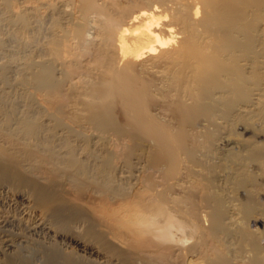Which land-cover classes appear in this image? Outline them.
I'll use <instances>...</instances> for the list:
<instances>
[{"label":"bare ground","instance_id":"bare-ground-1","mask_svg":"<svg viewBox=\"0 0 264 264\" xmlns=\"http://www.w3.org/2000/svg\"><path fill=\"white\" fill-rule=\"evenodd\" d=\"M254 118L264 0H0V264H264Z\"/></svg>","mask_w":264,"mask_h":264},{"label":"rangeland","instance_id":"rangeland-1","mask_svg":"<svg viewBox=\"0 0 264 264\" xmlns=\"http://www.w3.org/2000/svg\"><path fill=\"white\" fill-rule=\"evenodd\" d=\"M94 19L93 18H91L90 19V22H89V29H88V31H87V33H86V35H85V38H86V40L87 41H94V38H95V26H94V21H93ZM149 62H150V60H148V61H146V64H149ZM156 75H158V74H156ZM157 112H159V111H157L156 110V112H154V113H156L157 114ZM158 115V114H157ZM159 116V115H158ZM160 117H162V114H160ZM254 127H253V129L255 130V132L257 133V134H255V132L254 131H251L252 133H254L255 135H256V137H255V140L256 139H258V141L261 139L262 140V136H264L262 133L261 134H259V131H261V129L260 128H263V126H261V125H263L262 124V122L260 121V120H258L257 118H254ZM261 122V123H260ZM241 125V126H240ZM258 126H260V128H258ZM236 127H238L239 129H236V134H237V137L236 138H233L232 139V141H231V139L230 140H228V139H226V142L224 141V140H222L223 142H225V143H223V142H219V144H218V147H220V149H225V150H227V149H236V147L235 146H237V148H239L241 145H240V143H241V138L243 139L244 137H246V136H250L251 134V132L250 131H248L249 129H247L245 126H243V124H239V125H237ZM245 129V130H244ZM238 130V131H237ZM238 134H239V136H238ZM249 134V135H248ZM259 135H260V137H259ZM259 138H258V137ZM241 137V138H240ZM237 139L239 140V141H237ZM260 140V141H261ZM228 141V142H227ZM218 143V142H217ZM223 144V145H221V144ZM228 143H230V144H228ZM236 143H239V145H237ZM227 144V145H226ZM228 146V147H226V146ZM233 145H235V146H233ZM222 147V148H221ZM218 158H214L213 160L215 161V160H217ZM186 165V167H187V164H185ZM263 180H264V178H263ZM182 184V181L181 182H179V185L178 186H176L175 187V190L178 192L179 190H180V185ZM10 190V189H9ZM12 190V189H11ZM9 191V193H8V189H7V191H5L4 192V194H3V198H1V200H0V210H1V212L0 213H2V214H0V217L2 216H5V217H8V216H11V215H13V212H14V214H16L17 212H18V209H17V206H14L15 204H13L12 202H13V200L15 199V197H13V195L15 194V192H14V190H12V191ZM12 192V193H11ZM7 193V194H6ZM13 194V195H12ZM264 195V194H263ZM5 198V199H4ZM14 198V199H13ZM3 199H4V201H3ZM9 201H11V202H9ZM261 202L260 203H263V205L261 204V206H264V198H262L261 200H260ZM2 202V203H1ZM7 203V204H6ZM9 203V204H8ZM13 204V205H12ZM4 205V206H3ZM9 212H8V211ZM13 212H12V211ZM11 211V212H10ZM12 213V214H11ZM5 214H7V216L5 215ZM260 217V216H259ZM256 218H258V217H256ZM261 218V217H260ZM262 219V218H261ZM205 223V224H204ZM203 224L204 225H206L207 223L206 222H203ZM252 225V224H251ZM261 224H257L256 226H251L253 229L255 228H258V229H260L261 228ZM174 234V233H173ZM179 234H178V232H177V234L174 236V239L178 236ZM188 243H189V241H188ZM38 264V263H37ZM200 264H202V263H200Z\"/></svg>","mask_w":264,"mask_h":264}]
</instances>
